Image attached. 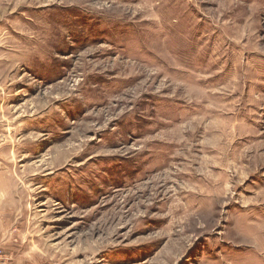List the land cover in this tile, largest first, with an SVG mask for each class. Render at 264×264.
<instances>
[{"label":"rangeland","instance_id":"374dc122","mask_svg":"<svg viewBox=\"0 0 264 264\" xmlns=\"http://www.w3.org/2000/svg\"><path fill=\"white\" fill-rule=\"evenodd\" d=\"M1 264H264V0H0Z\"/></svg>","mask_w":264,"mask_h":264},{"label":"built area","instance_id":"2783aa9c","mask_svg":"<svg viewBox=\"0 0 264 264\" xmlns=\"http://www.w3.org/2000/svg\"><path fill=\"white\" fill-rule=\"evenodd\" d=\"M1 255H2V252L0 251V258L2 257ZM0 264H1V263H0Z\"/></svg>","mask_w":264,"mask_h":264}]
</instances>
